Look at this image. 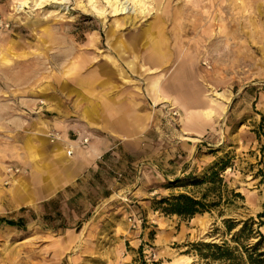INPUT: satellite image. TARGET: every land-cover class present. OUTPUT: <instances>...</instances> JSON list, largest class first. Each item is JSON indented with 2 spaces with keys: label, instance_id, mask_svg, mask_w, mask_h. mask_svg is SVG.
I'll list each match as a JSON object with an SVG mask.
<instances>
[{
  "label": "rangeland",
  "instance_id": "1",
  "mask_svg": "<svg viewBox=\"0 0 264 264\" xmlns=\"http://www.w3.org/2000/svg\"><path fill=\"white\" fill-rule=\"evenodd\" d=\"M25 1L0 0V216L26 222L24 230L0 226V264H164L174 256L193 264L258 262L264 0H118L128 6L124 13L109 0ZM154 47L164 57L157 70L146 61ZM156 82L163 93L149 91ZM122 92L161 96L145 153H105L96 158L97 171L78 181L79 193L70 187L19 211L14 183L20 197L34 199L52 186V162L42 149L61 144L50 142L53 130L42 131V117L32 119L31 100ZM24 98L26 113H19ZM177 99L189 105L196 130L174 107ZM216 103L226 112L205 114ZM21 118L22 136L7 129ZM35 170L47 178L37 181ZM179 194L205 195L212 209L193 218L165 213L160 200ZM130 220L140 223L133 228ZM202 221L211 225L206 236Z\"/></svg>",
  "mask_w": 264,
  "mask_h": 264
},
{
  "label": "crops",
  "instance_id": "2",
  "mask_svg": "<svg viewBox=\"0 0 264 264\" xmlns=\"http://www.w3.org/2000/svg\"><path fill=\"white\" fill-rule=\"evenodd\" d=\"M151 68L159 69L164 66L162 62L159 65H152L147 62ZM156 69V70H157ZM151 70V69H150ZM164 90V89H163ZM160 94V93H158ZM76 95H79L76 93ZM83 97H74L67 100V98H36L32 99L31 108L35 112L33 120L36 121L42 117V120L47 122L48 127L43 128V132L48 130H60L64 132L65 139H70L68 134L70 131H80L84 135L90 138V144L87 148H77L75 156L68 158L64 150V160L58 161L56 159L55 149L62 144L50 145L43 147L42 153L46 157V160H51V182L47 188L41 189L37 195L44 199L40 200L35 195V203L48 204L55 199L60 193L68 188L77 189V183L81 180L91 169L95 170L94 166H97L96 158L103 156L105 153H109L111 158H120L121 156H134L145 153L146 148H149L151 142H153V132L157 130V123L155 121V111L153 106L157 105L160 101V95L152 98L151 96L140 97L129 96L126 92L122 93H100L89 94L83 93ZM75 111H72L70 104ZM65 104L67 106L65 107ZM160 104V103H159ZM28 106L27 98L20 99L19 113L25 112L24 107ZM14 108H9V111H15ZM32 111V109H30ZM72 117H75L72 119ZM24 118L10 120L7 129L12 133H19L22 136V131H25ZM30 125H34L33 122H29ZM28 129V128H27ZM26 129V130H27ZM67 136V137H66ZM13 140V139H12ZM16 145V144H13ZM18 145V144H17ZM42 145V143H41ZM22 146V145H21ZM64 147V146H63ZM70 160L68 170H61L59 165L63 161ZM34 177L37 181L42 178H47L48 175H40L38 171H34ZM20 190V189H19ZM79 191V190H78ZM76 190V193H79ZM21 192V190H20ZM14 189L12 188V195ZM5 194H3L4 196ZM26 206L22 205L19 211H27ZM20 222L21 226H26V222L23 218L20 219H7ZM0 226H7L0 223ZM9 228H15L10 227Z\"/></svg>",
  "mask_w": 264,
  "mask_h": 264
},
{
  "label": "bare ground",
  "instance_id": "3",
  "mask_svg": "<svg viewBox=\"0 0 264 264\" xmlns=\"http://www.w3.org/2000/svg\"><path fill=\"white\" fill-rule=\"evenodd\" d=\"M140 2H143V0H139ZM28 4V1L26 0L25 2H23L22 5H27ZM109 4L111 5V7L113 8V11L115 13H124L127 9L128 6H126V2H124L123 4H119L118 0H115L113 3H112V0H109ZM146 61L152 65H159L161 64L162 62H164V57L162 56L161 53H159L155 47L153 49H151L147 55H146ZM129 67L132 68V65L130 64ZM153 69L150 70V74L148 75H151L153 74ZM191 73H194V71H192ZM84 89V88H83ZM95 91V90H94ZM149 91H152L156 94L158 93H163V89L162 87H160L158 85V82L154 83L152 85V88L151 90ZM222 99L224 98V96H220ZM220 99V98H219ZM216 101H211V103H214ZM174 107L175 108H181V109H184L185 111V114H186V120H187V124L188 122H190V125L192 126V130L194 131V129L196 130V128L198 127V124H197V121H190V118H191V109L189 107L188 104H185L181 101V99H177L175 100L174 102ZM208 108L211 109L212 111H209L205 114H207L208 116H211L212 114H216V113H219L220 111H222L223 113L226 112V107L222 105V103H216L215 105H212V104H209L208 105ZM208 109V110H209ZM194 140H197V139H194ZM65 149L63 146H58L55 150V154H56V159L58 161H61L62 159L64 160V150ZM70 165V160L68 161H63L62 163H60L59 167L61 170H68V166ZM1 180V179H0ZM13 189H14V196L17 195L16 199H14V203L16 206H22V205H27V204H33L35 202V199H34V196L33 195H29V194H25L23 195V197H20V186H19V182L16 180V182L14 183V186H13ZM20 189V190H19ZM22 191V190H21ZM23 193V192H22ZM201 225H202V230H201V233L203 236H206L208 235L209 233V230L211 228V225L209 222H206V221H202L201 222ZM214 240V239H213ZM164 264H193V261L190 257L188 256H183V257H172V260L171 261H168Z\"/></svg>",
  "mask_w": 264,
  "mask_h": 264
},
{
  "label": "trees",
  "instance_id": "4",
  "mask_svg": "<svg viewBox=\"0 0 264 264\" xmlns=\"http://www.w3.org/2000/svg\"><path fill=\"white\" fill-rule=\"evenodd\" d=\"M162 205V210L167 214L178 215L181 217L193 218L197 214H202L212 209V205L206 202V196L204 195L201 200L195 199L187 194L174 195L168 198H163L159 202ZM260 219L264 218V213L259 215ZM0 223L6 224L10 227H15L20 230H24L25 226H21L20 222L14 220H5L0 218ZM264 226V222L262 223ZM258 262L251 261L253 264H264V252L259 255ZM262 259V260H261Z\"/></svg>",
  "mask_w": 264,
  "mask_h": 264
},
{
  "label": "built area",
  "instance_id": "5",
  "mask_svg": "<svg viewBox=\"0 0 264 264\" xmlns=\"http://www.w3.org/2000/svg\"><path fill=\"white\" fill-rule=\"evenodd\" d=\"M48 138L52 144L61 143L64 145L66 156L68 158H73L76 153V149L80 148H87L90 144V138L86 135H84L82 132L78 131L76 133V139H65L63 134L61 132L53 130L48 134ZM9 172H13V168L9 170ZM130 222H133V220H130ZM138 221L134 220L132 223L133 228H136Z\"/></svg>",
  "mask_w": 264,
  "mask_h": 264
}]
</instances>
